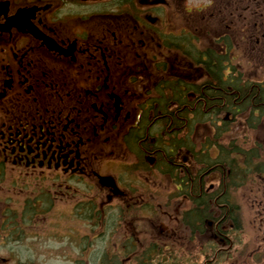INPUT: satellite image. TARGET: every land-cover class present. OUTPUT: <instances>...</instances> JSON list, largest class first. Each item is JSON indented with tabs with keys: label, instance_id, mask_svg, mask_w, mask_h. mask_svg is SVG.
<instances>
[{
	"label": "flooded vegetation",
	"instance_id": "obj_1",
	"mask_svg": "<svg viewBox=\"0 0 264 264\" xmlns=\"http://www.w3.org/2000/svg\"><path fill=\"white\" fill-rule=\"evenodd\" d=\"M0 264H264V0H0Z\"/></svg>",
	"mask_w": 264,
	"mask_h": 264
},
{
	"label": "rangeland",
	"instance_id": "obj_2",
	"mask_svg": "<svg viewBox=\"0 0 264 264\" xmlns=\"http://www.w3.org/2000/svg\"><path fill=\"white\" fill-rule=\"evenodd\" d=\"M207 126H208V125L198 127V130H196V133L199 131V134L197 135V140L199 139V138H198L199 135L204 136V135L208 134V133H207V130H208ZM208 127H209V126H208ZM242 131H245L244 128H242ZM261 135H262V132L259 130V131H257L256 134H253V137H257V138H258V141H260ZM247 217H248V218H254V215H253V213L251 212L250 217H249L248 215H247ZM46 228H48L47 225H46ZM61 259L63 260V262H67L66 259H64L63 256L61 257Z\"/></svg>",
	"mask_w": 264,
	"mask_h": 264
},
{
	"label": "trees",
	"instance_id": "obj_3",
	"mask_svg": "<svg viewBox=\"0 0 264 264\" xmlns=\"http://www.w3.org/2000/svg\"><path fill=\"white\" fill-rule=\"evenodd\" d=\"M184 101H185V98H184ZM194 117H196L191 123L193 124V126L197 123V116L195 113H194ZM195 123V124H194ZM260 158H258L257 155L253 156V168L254 169H257V172H259L258 168L260 167L261 163L259 162ZM252 244H260V241L259 239H256L254 238Z\"/></svg>",
	"mask_w": 264,
	"mask_h": 264
}]
</instances>
